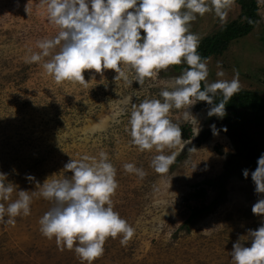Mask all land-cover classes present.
Returning <instances> with one entry per match:
<instances>
[{"label":"rangeland","instance_id":"rangeland-1","mask_svg":"<svg viewBox=\"0 0 264 264\" xmlns=\"http://www.w3.org/2000/svg\"><path fill=\"white\" fill-rule=\"evenodd\" d=\"M258 21L244 36L230 42L220 55L207 58L209 82L231 80L233 69L238 70L242 89L255 90L264 96V0H255ZM17 2L19 7H17ZM28 0H0V172L7 174L5 184L12 183L14 191L7 206L18 198L19 190L32 196L31 215L16 217L14 225L0 224V264H82L74 251H61L55 239L48 240L40 232L39 220L52 203L39 195L36 182L25 179L32 175L42 186L53 180L72 175L64 164L83 155L99 158L109 154L117 169L119 187L112 197L114 210L135 228V235L127 246L121 237L109 238L104 255L94 264H232L230 252L239 236L250 246L248 229H256L264 217L252 214V205L259 198L254 193L251 171L257 167L246 165L251 151L239 153L223 182V195L216 184L228 156L234 147L228 135L212 131L203 141L183 149L211 124L217 129L225 123L207 111L210 105L197 102L190 109L194 117L184 120L186 109H173L169 118L179 126L190 128L191 136L175 149H165L164 155L175 151L178 155L166 174H158L151 166L154 156L140 152L131 144L126 132L133 104L146 98L162 99L159 92L172 90L174 77L181 74L172 66L147 80L140 87L133 82L114 81L112 70L91 80V72L84 73L87 86L65 82L57 84L39 64L26 63L32 52H39L38 40L52 38L58 29L47 21L46 5L29 0L28 14L24 10ZM242 20L235 4L227 22ZM221 25L214 14H205L192 23L191 31L199 38ZM48 59V58H45ZM226 73L217 77L220 70ZM129 79L134 73L125 68ZM91 80V81H90ZM192 148H196L193 150ZM125 163L142 168L143 179L126 173ZM249 169V177L242 175ZM212 180L206 185L203 203L217 199L211 208L188 221V211L182 197L195 183ZM264 196V194H261ZM200 205L199 201L191 202ZM7 219V217H6Z\"/></svg>","mask_w":264,"mask_h":264},{"label":"clouds","instance_id":"clouds-1","mask_svg":"<svg viewBox=\"0 0 264 264\" xmlns=\"http://www.w3.org/2000/svg\"><path fill=\"white\" fill-rule=\"evenodd\" d=\"M46 5L47 21L58 29L52 38L38 40L39 52H32L26 63L39 64L55 83L65 82L87 86L84 73L91 72V80L112 70L114 81L123 80L142 87L172 66L187 65L174 77L172 90L159 92L162 99L146 98L133 104L126 132L131 144L140 152L160 153L153 157L151 166L158 174H166L175 162L177 153L162 154L165 149L181 145L183 130L169 113L186 109L185 121L194 117L190 111L197 102L211 107L209 118L226 117L228 101L241 90L239 72L233 69L231 80L209 82L206 57L198 52L200 38L191 31L198 17L214 14L222 24L236 0H40ZM17 7L19 4L17 2ZM29 11V0L24 6ZM249 24L255 23L248 19ZM48 58V59H45ZM217 77L226 73L218 62ZM125 68L133 72L129 79ZM90 80V81H91ZM222 96L216 102L217 94ZM195 118V117H194ZM196 119V118H195ZM213 136L219 135L216 124H211ZM223 131L227 132L224 127ZM195 150L196 148H192ZM257 167L251 171L254 193L259 197L252 205L255 216L264 217V152L257 158ZM126 173L143 179L146 173L133 163H125ZM65 172L72 175L62 180L44 182L41 186L32 175L25 176L36 182L39 195L52 203L39 220L40 232L48 240L55 239L61 250L74 251L82 264H94L105 252V243L121 237L122 246L135 235V228L114 210L112 197L119 187L117 169L105 151L95 156L83 155L64 164ZM249 169H243L245 179ZM7 174L0 172V201H8L14 191L12 183L5 184ZM32 196L19 190L18 198L5 206L0 202V224L14 225L15 218L31 215ZM7 217V219H6ZM250 246L239 236L230 252L232 264H264V222L256 229H248Z\"/></svg>","mask_w":264,"mask_h":264},{"label":"trees","instance_id":"trees-1","mask_svg":"<svg viewBox=\"0 0 264 264\" xmlns=\"http://www.w3.org/2000/svg\"><path fill=\"white\" fill-rule=\"evenodd\" d=\"M240 9L242 20L232 19L226 24L221 25L214 32L200 38L198 52L201 57L208 58L209 56L220 55L227 49L232 40L237 37L246 35L258 21L257 5L255 0H236ZM248 19L255 23L249 24ZM187 67L183 64L177 67L181 70ZM216 102L222 99L218 93ZM211 107V106H210ZM227 115L223 119H219L220 123H225L227 132L223 131L224 127L219 130L226 133L234 147V152L231 153L220 175L216 179V184L220 188L219 195H223V182L227 176V172L232 168L233 162L237 159L236 156L245 152L251 151L246 159V165L250 168L255 165L257 158L264 152V96L255 90L242 89L235 94L226 105ZM183 130V140L190 139L191 131L188 126L181 125ZM211 132L210 128L205 129L196 140L185 144L183 149L198 144L203 141ZM253 165V166H252ZM254 169V167H253ZM212 184V180L206 179L199 183H195L192 189L183 197L182 202L185 205L188 213L183 220L185 226L188 221H191L196 216L208 211L217 199L210 201L209 205L203 203L205 197L206 185ZM199 201L200 205L191 204V202Z\"/></svg>","mask_w":264,"mask_h":264}]
</instances>
